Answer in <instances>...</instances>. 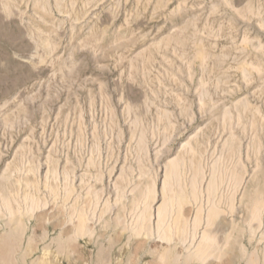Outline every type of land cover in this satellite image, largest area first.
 Returning <instances> with one entry per match:
<instances>
[{"label": "rangeland", "instance_id": "rangeland-1", "mask_svg": "<svg viewBox=\"0 0 264 264\" xmlns=\"http://www.w3.org/2000/svg\"><path fill=\"white\" fill-rule=\"evenodd\" d=\"M0 264H264V0H0Z\"/></svg>", "mask_w": 264, "mask_h": 264}, {"label": "bare ground", "instance_id": "bare-ground-1", "mask_svg": "<svg viewBox=\"0 0 264 264\" xmlns=\"http://www.w3.org/2000/svg\"><path fill=\"white\" fill-rule=\"evenodd\" d=\"M210 188L211 189H214L215 188V186H214V184L213 183H210ZM210 189V190H211ZM167 208H163V207H160L159 208V212H158V229H161L162 228V225H163V223L165 222V219H166V216H167V214H166V212H167ZM144 216V215H143ZM198 219H199V217H198ZM137 221H139V220H137ZM139 223V222H138ZM140 224H141V222H140ZM85 228H86V219L83 217V215H80L79 216V223H78V225L76 226V230H75V232L77 231V234L80 236V235H83L84 233H85ZM168 228V227H167ZM138 229V228H137ZM140 229V228H139ZM169 229H171V228H168V230ZM163 231V230H162ZM136 233H137V231H136ZM139 233V232H138ZM137 233V234H138ZM141 233V232H140ZM136 234V235H137ZM166 234V235H165ZM165 234H164V236H163V234L162 233H160V236H161V238L162 239H167V240H169V237H168V235H167V232L165 231ZM207 236V235H206ZM211 237V236H210ZM210 237H206L205 238V235H204V238L206 239V241H208L209 239H210ZM171 238V237H170ZM212 240H213V238H211ZM210 239V240H211ZM203 241V240H202ZM205 242V241H204ZM204 242H202V243H204ZM200 251H201V249H200Z\"/></svg>", "mask_w": 264, "mask_h": 264}]
</instances>
